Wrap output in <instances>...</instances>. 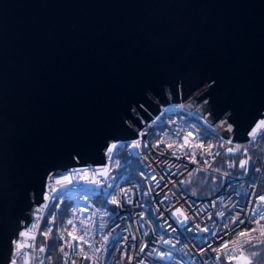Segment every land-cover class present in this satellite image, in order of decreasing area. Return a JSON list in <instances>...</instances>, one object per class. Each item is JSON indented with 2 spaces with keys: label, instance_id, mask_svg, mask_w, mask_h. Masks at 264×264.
I'll return each mask as SVG.
<instances>
[{
  "label": "water",
  "instance_id": "1",
  "mask_svg": "<svg viewBox=\"0 0 264 264\" xmlns=\"http://www.w3.org/2000/svg\"><path fill=\"white\" fill-rule=\"evenodd\" d=\"M179 100L248 138L264 0H0V264L51 171L103 163Z\"/></svg>",
  "mask_w": 264,
  "mask_h": 264
},
{
  "label": "built area",
  "instance_id": "2",
  "mask_svg": "<svg viewBox=\"0 0 264 264\" xmlns=\"http://www.w3.org/2000/svg\"><path fill=\"white\" fill-rule=\"evenodd\" d=\"M261 120L264 115L250 130ZM137 131L134 137L112 141L105 149L103 163L75 165L48 174L43 199L34 204L31 218L12 239L9 264L12 260L16 264H25L26 260L29 264H44L52 259L48 240L56 210L63 203L72 224L58 230L61 264L227 261L226 255L215 249L223 242L231 246L236 237L227 233L255 227L249 222L254 209L264 211V204L257 198L264 194V137L238 140L224 136L205 115L184 107L182 100L162 104ZM137 142L140 147L133 148ZM113 144L117 148L110 153ZM123 144L140 160V180L113 175L119 166L118 147ZM237 147L240 151H228ZM245 160L248 164L241 168ZM104 169L107 174H101ZM64 176H69L71 183L57 184L56 180ZM93 195H99L101 201ZM112 199L119 204H112ZM184 216L189 217L188 221L184 222ZM205 227L208 232L202 231ZM25 232L30 236L23 235ZM253 235L259 237L258 233ZM73 236H83L84 240L73 241ZM17 242L32 247H23L18 254ZM41 247L45 251H39Z\"/></svg>",
  "mask_w": 264,
  "mask_h": 264
},
{
  "label": "snow or ice",
  "instance_id": "3",
  "mask_svg": "<svg viewBox=\"0 0 264 264\" xmlns=\"http://www.w3.org/2000/svg\"><path fill=\"white\" fill-rule=\"evenodd\" d=\"M228 131H231V127L229 126ZM249 136L252 137H264V120L259 121L249 132ZM184 143H188V138H184ZM231 143V141H229ZM184 145H180L181 148H183ZM133 148L140 147L139 142L134 144L132 146ZM169 148L172 147V145H168ZM200 147H203V145H200ZM209 149L212 148L211 145L208 146ZM117 148L116 144H113L109 149L108 152H113ZM229 152L233 151H240V148H229ZM247 151V149H245ZM211 154V152H209ZM195 155L194 153L192 154ZM218 155V153H217ZM248 164V160L242 161L240 164L241 168H244ZM231 167V165H230ZM101 174H107L106 169L101 170ZM57 184L62 183H71V178L69 176H64L62 180H56ZM89 183H96V181H89ZM111 193H109L110 195ZM258 200L264 204V194L259 195ZM112 204H119V201L116 199L111 200ZM178 214H182L181 209L176 210ZM220 216H223L224 213H219ZM259 215V219H256L255 217ZM54 219V217H53ZM189 217L184 216V222L188 221ZM237 220H239V217H237ZM264 211H258L256 209L253 210L252 218H250V223L254 224L255 227H252L249 231H239L238 233H227L229 236H235L236 238L231 241V246L228 242H223L222 247L215 249L216 252L226 255L227 264H261V261L264 260V239L257 238L256 235H253L254 233H258L259 237H264ZM69 224H72V221H68ZM233 223H236V221H233ZM241 224L244 223V221H240ZM225 228L228 227V225H224ZM33 228H36V225H33ZM204 232H208L209 229L205 227L202 229ZM26 237L30 236V232L23 233ZM45 236L48 235V233H44ZM71 235V233H70ZM34 239L35 237H31ZM73 241L76 240H84L83 236H73ZM86 242V241H85ZM32 247V245H24L20 242H17L16 245V251L19 254L21 249L23 247ZM247 249V252L245 251ZM39 251L43 252L45 249L41 247ZM63 251V249H61ZM140 251H143V249H140ZM238 253V254H237ZM67 255V254H66ZM77 255H80L79 252H77ZM170 255V254H169ZM84 258L88 259L87 253H84ZM131 258V257H130ZM217 260L220 259V256L216 257ZM11 264H16L15 260H12ZM25 264H29V261H25ZM40 264H43V261L40 262Z\"/></svg>",
  "mask_w": 264,
  "mask_h": 264
},
{
  "label": "trees",
  "instance_id": "4",
  "mask_svg": "<svg viewBox=\"0 0 264 264\" xmlns=\"http://www.w3.org/2000/svg\"><path fill=\"white\" fill-rule=\"evenodd\" d=\"M118 156H119V166L117 169L113 171V175L115 178H121L124 180L128 179H139L138 169L141 167V163L139 158L133 156L126 150V145H120L118 147ZM93 198L96 201H101V197L99 195H93ZM56 221L54 226L50 232V238L48 240V251L52 254V259L44 264H61L60 254L58 251V230L60 228L67 229L69 227L68 223V212L66 209V204L63 205L56 210ZM68 220V221H67ZM259 239H264V237H257ZM247 252V249H245ZM222 264H227L226 260L221 261ZM261 264H264V260L261 261Z\"/></svg>",
  "mask_w": 264,
  "mask_h": 264
},
{
  "label": "flooded vegetation",
  "instance_id": "5",
  "mask_svg": "<svg viewBox=\"0 0 264 264\" xmlns=\"http://www.w3.org/2000/svg\"><path fill=\"white\" fill-rule=\"evenodd\" d=\"M10 263V259L8 260V264Z\"/></svg>",
  "mask_w": 264,
  "mask_h": 264
},
{
  "label": "bare ground",
  "instance_id": "6",
  "mask_svg": "<svg viewBox=\"0 0 264 264\" xmlns=\"http://www.w3.org/2000/svg\"><path fill=\"white\" fill-rule=\"evenodd\" d=\"M68 221V220H67Z\"/></svg>",
  "mask_w": 264,
  "mask_h": 264
}]
</instances>
